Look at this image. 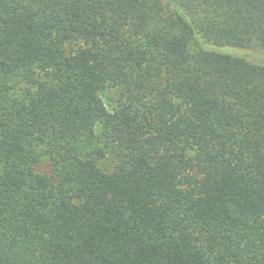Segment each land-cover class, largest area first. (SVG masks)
<instances>
[{
	"label": "trees",
	"instance_id": "1",
	"mask_svg": "<svg viewBox=\"0 0 264 264\" xmlns=\"http://www.w3.org/2000/svg\"><path fill=\"white\" fill-rule=\"evenodd\" d=\"M196 36L264 0H0V264H264V64Z\"/></svg>",
	"mask_w": 264,
	"mask_h": 264
},
{
	"label": "rangeland",
	"instance_id": "2",
	"mask_svg": "<svg viewBox=\"0 0 264 264\" xmlns=\"http://www.w3.org/2000/svg\"><path fill=\"white\" fill-rule=\"evenodd\" d=\"M80 46L79 42H69L65 45V52L66 54H70L74 50H76ZM199 48L203 49H213L216 51H220L222 53H226L235 57H239L243 60H246L251 63H259L264 64V51L252 47V48H238L233 46H215L209 43L204 42L198 36L194 37L190 43V49L196 50ZM117 96L116 90H108L102 95L103 102L107 108V110H112L114 107V100ZM76 152L80 157H83L85 154V148L82 144L78 143L76 145ZM99 167L107 172L110 173L113 171L115 167V159L112 154L108 153L105 158L101 159L98 163ZM36 171L41 174H48L49 173V157L42 155L39 159V162L36 166Z\"/></svg>",
	"mask_w": 264,
	"mask_h": 264
}]
</instances>
